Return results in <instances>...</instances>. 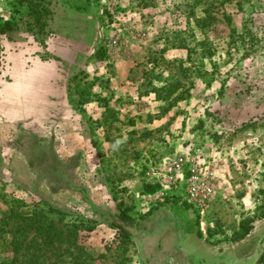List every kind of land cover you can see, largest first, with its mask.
Masks as SVG:
<instances>
[{
  "label": "rangeland",
  "instance_id": "1",
  "mask_svg": "<svg viewBox=\"0 0 264 264\" xmlns=\"http://www.w3.org/2000/svg\"><path fill=\"white\" fill-rule=\"evenodd\" d=\"M45 5L35 34L26 6L0 0V20L20 26L0 37V262L20 235L11 211L51 204L67 212L48 214L57 225L94 229H78L80 248L47 245L45 264H254L264 0ZM124 209L128 240L112 226ZM247 218L252 230L235 241Z\"/></svg>",
  "mask_w": 264,
  "mask_h": 264
},
{
  "label": "trees",
  "instance_id": "2",
  "mask_svg": "<svg viewBox=\"0 0 264 264\" xmlns=\"http://www.w3.org/2000/svg\"><path fill=\"white\" fill-rule=\"evenodd\" d=\"M19 5H24L28 9V15L31 17L30 22H28V27L35 34L45 33V28L48 26L46 18L52 14V11L45 5V0H17ZM20 26L15 17L8 20H0V37L8 36L15 30H19ZM263 198L260 206L259 215L264 216V189L262 190ZM46 210L34 209L31 211H21L12 210L11 214L7 217L8 221H13L15 234L20 233V235H15L11 241L7 251L13 253L12 257L6 260V262L0 264H15L18 262L17 252L23 247L27 235L34 230L36 234L30 240L29 245L25 247V252L22 254L21 264H45L44 259L42 258V251L49 247L47 245H54L56 242L59 244L57 248L61 247V242L69 243L70 245L80 248L78 244V229H85L91 231L94 229V226H78L74 224L69 226L64 224L63 226L57 225L53 218H50L48 214H58L60 216V222L63 220L62 217H65L67 212L64 209L48 204ZM14 218V219H13ZM253 218H247L241 221V229L235 232V241L244 239L252 230ZM91 222V220H88ZM135 222V218L128 214L127 210H120L119 214L116 215V220L112 223L114 228H117L120 235L128 240L132 233L127 228L128 225H131ZM16 227V228H15ZM16 229V230H15ZM4 231L3 228H0V236ZM38 237L42 238L41 241L38 240ZM24 248V247H23ZM254 264H264V251L257 259Z\"/></svg>",
  "mask_w": 264,
  "mask_h": 264
},
{
  "label": "crops",
  "instance_id": "3",
  "mask_svg": "<svg viewBox=\"0 0 264 264\" xmlns=\"http://www.w3.org/2000/svg\"><path fill=\"white\" fill-rule=\"evenodd\" d=\"M0 140H2V142H4L3 144H2V142H0V144H2V145L6 144V139L4 137H0Z\"/></svg>",
  "mask_w": 264,
  "mask_h": 264
}]
</instances>
